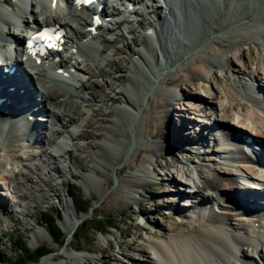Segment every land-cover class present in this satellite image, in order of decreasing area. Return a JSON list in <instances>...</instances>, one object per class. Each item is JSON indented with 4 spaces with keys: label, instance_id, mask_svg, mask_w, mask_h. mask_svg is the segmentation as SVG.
I'll use <instances>...</instances> for the list:
<instances>
[{
    "label": "rangeland",
    "instance_id": "1",
    "mask_svg": "<svg viewBox=\"0 0 264 264\" xmlns=\"http://www.w3.org/2000/svg\"><path fill=\"white\" fill-rule=\"evenodd\" d=\"M257 1L264 3V0ZM232 2H234V6L231 5L230 8L232 16L252 4L249 0H233ZM261 7H264V4L259 5L255 11L257 12ZM138 11L141 13L138 12L136 15L143 20L147 21L153 16L149 10L139 8ZM220 11H222L221 8L216 6L212 11L207 12L209 15L202 13L198 23H206L207 26L210 23L209 18L218 19ZM252 15L250 17H255V13ZM182 16L185 26L189 15L183 14ZM129 17L135 16L129 14ZM192 21L194 19L189 21V25L194 28L192 23L195 22ZM242 21L234 23L240 25ZM74 24L78 26V24ZM179 24L181 25L180 22ZM111 26L113 29H117V25L112 24ZM124 29L125 36H117L116 32L111 31L108 33L109 39L106 42L96 43L95 47L98 52L94 57L78 56L83 81L77 80L74 83L75 87L71 90V95L58 96L50 102L51 108L58 114H64L63 118L65 119H57L56 116H53L50 121H47L51 140L43 143L44 151L42 153L33 151L35 156L30 157L34 159L26 160L23 153L27 151L29 153L26 154H30L31 150L26 148L27 146L25 149L14 146L15 158L13 159L5 150L0 149V264H15L16 257L20 254L22 247L31 251L40 246H45L49 253L42 256L37 263L28 264H49L45 261L51 253H56L55 262L57 264H63L62 259L66 264H136V261L140 262L139 264H144L145 255L154 257L150 249V242L161 241L157 233H162L165 237L168 233L187 228L191 221L188 214L190 212L187 213L188 210L185 212L186 207L182 206L181 201L180 206L177 205L178 203L173 206V203L169 201L174 200L172 193H174L175 186L179 185V180L181 178L186 180L180 169L188 170V165H185L182 159L177 161V158L189 156L196 158L197 156V159L208 162L210 167H215L218 171L222 170L227 173L231 170L233 176V173H237L240 163L237 167H233L217 161L220 160L219 147H216L215 144L202 146L201 150L204 149V151L201 154L194 153L192 150L195 145H190L191 147L185 150L183 146L187 144L186 142L182 143L183 146L176 145L175 142H166L162 134L171 135V132L178 136L183 134L187 140L193 142V136L189 135H191V131L195 132L196 130L191 127L198 124L197 119L201 123V120L205 118L197 111V102L206 99L213 101L216 108L213 111H218L219 113H217L224 118V122H227L226 116H229V111H226L228 104L223 93V86L229 87L230 81L237 82L241 78L246 81L244 85L249 87L248 79L255 74L260 75V78L263 76L261 80L264 83V75H261L264 65V47L262 41L256 44V40L240 46L239 51L229 52V64L224 68L214 69L216 75H210L214 93L210 92V83H203L200 80L184 82L185 91L189 95H195L197 102L186 95L172 103L169 110L170 123L157 128L156 141L164 145L171 143L172 149L166 151L163 145L164 149L154 148L153 153L150 154V164H146L147 167L153 166L159 171L153 179L150 177V179L142 181L145 175L126 165L131 161L135 142L125 151L119 149L114 143L109 144L113 150L109 148L104 150L106 158L115 160L121 157V165L107 166L95 157V153L88 147V144L100 142V138L107 135L106 129L111 127L112 119L116 118L114 114L116 104L107 100L116 97L117 93L125 91L128 80L135 76V67L140 66L145 69L144 65L138 63L133 55V52L141 51L144 43H147L140 35L143 32L142 27H139L138 23H132L124 26ZM203 29L204 27H199L198 30L196 28V37L205 33ZM179 30L175 27L170 33L172 37L176 36V31L179 32ZM114 36L116 38L111 39ZM164 37L166 36L164 35ZM183 37L186 43L182 42V47L189 43L187 39L192 35L186 33ZM168 38H170L169 34ZM168 38H164V43H162L164 47L158 45L156 48L158 53L156 63L152 53H149L147 58L150 59L149 63L152 67H156L160 61L163 63L165 61L173 62V59L171 61L164 58L167 52L173 57L174 53L181 51L179 49L181 45H178L175 50L167 48L166 42L172 43L174 40V38L166 40ZM178 38L180 42V37ZM173 43L179 44L177 41H173ZM168 47L170 46L168 45ZM161 51H164V56H160ZM146 52L145 49L143 53ZM120 77H125L127 81H121ZM260 78L258 76V80ZM215 93L216 98H213ZM206 114H210V112H206ZM182 116L190 123L184 122ZM70 117L76 120L73 123L75 125L68 121ZM231 120L234 121H230L232 124H240V129L245 130L242 122H236L232 116ZM53 129H56V132ZM68 131L75 133L76 138L65 140L64 149L60 150L56 145L58 142L61 143V136H67ZM245 132L253 133L249 129H246ZM86 133L91 135L87 136ZM201 134H198L197 138H202ZM55 153L57 154L55 155ZM155 157L157 163L154 162ZM119 166H123L121 173L116 172ZM169 172L174 174L178 182L171 179H160L163 174ZM136 177L142 184L135 189L134 196L128 198L121 181ZM106 179H109L110 183H107ZM182 184V189H187L188 186L183 181ZM71 194L88 203L86 211L76 208ZM42 213L56 215L57 222L64 233L63 241L60 244L53 242L44 228L40 217ZM74 215L81 216V220L78 226L69 232L65 229V225L73 219ZM108 222H112L115 227L107 228L105 233L96 231V228L104 230V224ZM76 237L79 238L75 239ZM68 238L70 239L69 246L66 245ZM79 253L92 258L81 259L77 256Z\"/></svg>",
    "mask_w": 264,
    "mask_h": 264
},
{
    "label": "bare ground",
    "instance_id": "2",
    "mask_svg": "<svg viewBox=\"0 0 264 264\" xmlns=\"http://www.w3.org/2000/svg\"><path fill=\"white\" fill-rule=\"evenodd\" d=\"M17 1L18 4L16 6L21 8L24 0ZM32 1L33 0H31V2ZM139 1L142 0H138L137 3H139ZM183 1H186L187 5L185 6V8H183L184 10H181V12L182 14L189 15L185 26L183 25V22H181V20L175 18L174 11L172 9H169L171 4H174L175 6L180 5L181 1L178 0H165L164 8L159 6L156 1L153 0L155 4L153 6V11L151 12L152 14H156L158 17V26H156V28L149 20H137L139 27L141 26L142 30L148 31L149 33L147 35L140 34L141 36H143V39L146 40L147 43H144L145 47L143 45L141 51L138 50L137 52H133L135 59H137L136 61L140 64L142 63L144 65L142 66L145 69L141 68L140 66L135 67V76L133 78L130 77V79L128 80V86L125 91H121L116 94V97H112L107 100L108 102L110 101L111 103L116 104V108L114 109L116 118L112 119L111 127L106 129L107 135L102 136V138H100V142H98L97 144H88V147L95 153V157L99 158L102 163L106 164L107 166H114L115 164L121 165L120 162L122 159L121 157H118L115 160H111L105 157L104 150L106 148L113 150V147L109 144L114 143L115 146H117L119 149L125 151L126 148H128L132 145L133 142H135L136 145L134 146V150L131 155V161L126 165L131 169H135V171L137 172L140 171V173H143L145 177L142 178V181L148 178L150 179V177L151 179H153L154 175L156 176L159 172L153 166L147 167L146 164H150L149 156L153 153L154 148L164 149V144H159V142L156 141V137L158 135L157 128L162 125H168L170 123L169 110L172 103L180 100L186 95L187 97H190L192 100H195L197 102L195 95H189L185 91L183 86L184 82L189 80H200L203 83H210V75H216L214 69H221L229 64V52L239 51L240 46L250 41L254 42V40H260V42L262 41L264 44V7L259 8L257 12L255 11L259 5H262L264 3H260L257 0H249V2H252L251 6L245 7L239 12L237 10L238 13L232 16L230 15V8L231 5L232 7L234 6V2H232L233 0H222V3L220 4H218L216 0ZM26 2H28V0H26L25 3ZM42 2L43 3L40 7L41 14H37L35 12L36 6L31 5L30 14L28 16L30 18H33V23H39L40 20L38 21V16H43L47 24L58 23L61 25H67L79 40V45H75L79 49V51L88 57H94L95 53L98 52V49L95 47L96 42L99 41V43H103L106 42L107 39L99 35L95 36L93 31L89 33L88 27L90 26V24L86 23V21L82 17L76 18V13H83L84 11L88 10L72 9L71 12L73 15L70 13L60 15L58 14L59 8L52 6L51 0H42ZM216 6L218 8H221L222 10L218 13V19L215 20L213 17H208L210 23H208L207 26L206 23L199 24L198 21L200 15L202 13L209 15L207 12L212 11V9H214ZM237 6L239 7V5ZM114 10H116L117 13L121 12H118V8H114ZM254 13L255 17H250ZM166 14H168L169 17L165 16ZM109 15L112 14H106L105 16ZM172 18L174 19L173 23H171ZM70 19L72 21H75L78 26L69 24L68 22L70 21ZM193 19L194 21L192 22H195L192 23L194 28H191L189 25V21ZM240 20H243L240 25L234 23L239 22ZM179 22L181 23V25L179 24ZM175 27L179 29L182 28L185 33H190L192 35L191 38L187 39L189 43L184 47H182V42H186L180 40V43L178 41V37L181 36L177 37V35H174L172 37V35L170 34ZM199 27H204L203 30H205V33L196 37L195 34H197L196 31L199 29ZM103 29L109 30L108 27H103ZM12 30L17 31L18 29L14 27L12 28ZM168 34L170 35V38H168ZM122 35L123 34H121V36ZM164 35L166 37H164ZM19 37L21 38L23 36ZM164 38H168L166 40L174 38L173 41H177L179 43L176 44L173 43V41L172 43L170 41L166 42L167 48H170L168 47V45L171 46L173 44L174 46H172L171 48L175 50L176 46L181 45V47H179L181 51L174 53L173 57H171V54H169V52H167L166 56H164V51H161V56H164V58L171 61L173 59L176 62L174 63V61H165L163 63L160 61L159 64H156V67H152L149 63L150 59L148 60L147 57L149 53H152L155 63L157 62V44L159 45V47H164L162 45V43H164ZM67 44H69V40ZM145 49L147 51L145 53L147 56L143 53ZM66 60L67 59L61 57L60 64L52 66L50 71L44 70L39 65L32 66L34 72L33 75L30 76V80L33 86L38 85V82H41L43 78L46 79V77L48 76V72H51L53 77H55V80L62 85L67 84L68 86H72V83H66L63 81L64 78L61 79V77L63 76L62 73L55 72L56 70L61 68H64V71H67L68 68L74 67L73 70L75 71L74 73L77 75V77L79 76V73L82 74L79 64L75 59L72 60V57L69 58V67L65 66V64H67ZM3 61L4 58H1L0 63H2ZM5 66H2V69H4ZM167 66H169L170 68H168ZM171 75L173 76L169 77ZM120 78L121 81H127L125 77ZM240 80H237V82L230 81L229 87L223 86L222 88L224 89L223 93L228 104V110L226 111H229L228 114L231 115L236 120V122H242L245 130H252L253 133L251 135H258L259 137H261V139H264V118L262 117L260 111L257 110V108H254L252 111H249L248 109L245 110V113H248L249 117L252 118L251 120L254 124H250L249 121L245 122L246 118H241L242 113H240V109H243L244 107L242 101L251 100L254 101V104H256L254 95L257 94H253V88H249L244 85L246 81L242 80L241 78ZM257 81L258 76L255 77V82ZM209 85V87H211L210 92L212 93L214 91L212 89L214 88L211 83ZM8 86L3 85L0 88V96H7V98H10L11 100H15V97H10L13 93L7 91L6 88ZM258 86H260L259 82ZM38 91L40 92L41 96V102L39 103L41 105L40 109H43L46 113V115H44L43 119L41 120L45 119L47 122L48 120L50 121L53 116H56L57 119H65L63 118L64 114H58L51 108L50 102L58 96L70 95V92L60 88L55 89L53 88V86H49L43 81ZM26 95L30 99V96L27 93ZM213 98H216V93ZM196 107L197 111L201 113L203 117H205L204 119L206 121H209L210 119L209 114H206V109H216L213 101L208 99L198 101ZM256 107H258L257 104ZM214 113L216 124L220 126H230L229 124H226L227 122H224V118L221 117L216 111ZM17 115H15L13 118H17ZM182 118L183 120H185L184 116H182ZM36 120L40 121L39 119ZM68 121H70L71 124L76 122L73 117H70ZM184 122H189V120L187 119ZM197 122L198 124H196L195 127H191L193 130H197L198 126L201 125L199 119H197ZM8 124V120L1 121L0 123V140L4 138V140L0 142V149L5 150L13 159L15 158V154L13 152L14 146H17L21 149L22 147L25 149V147L27 146L26 148L30 149L31 153L26 154L29 152L24 150L25 152L23 154L25 155L26 160H32L34 158L30 156H35V154L33 153V148L35 147L34 142L39 143L42 142L43 139H46V142H48V140H51L49 137V132L48 130H46L45 126L42 128L44 135L42 136V131L39 133L40 135L33 134V136H31V139L33 140L31 141L32 144H27L26 141H21L20 139H18V136L16 134L17 129H12L11 127L9 128ZM245 130L243 131L245 132ZM54 131L56 132V129ZM207 132L208 131H191V135L187 133V135L193 136V142L187 140V137L183 134L182 136H178L176 134H173V132H171V135L162 134V136L164 135L163 138L166 142H175L176 145L180 146H183L182 143L186 142L187 144L183 146V149L185 150H188V147H191L190 145H195L193 148L194 150L197 147H199L200 149L202 145H204L203 142L206 140ZM244 132L240 133L243 134ZM200 133H202L201 137L204 139L197 138V135ZM66 134L67 136H61V143L59 144L58 142V145H56L60 150L64 149L63 146L64 144H66L65 140L76 138V134L73 132L68 131ZM85 135L90 136L91 134L86 133ZM224 136L226 137L227 134H224ZM170 144L171 143H167L164 145L166 151H171L172 147L170 146ZM222 145L224 146V148L228 147L227 144ZM11 146L13 147L11 148ZM247 146L248 143L245 142L244 148H246ZM218 150L220 154H224L222 152V148ZM39 151L42 153L44 149L41 148ZM232 152L236 153V150H232ZM242 153L245 154V151L243 150ZM246 153H248V149ZM56 154L57 153H55V155ZM173 156L176 157V155ZM180 159L182 158H177V161ZM236 161L237 160H233V162ZM239 161L243 163L242 165L239 164L240 173L245 172V175L248 177V179L255 181V183L263 179L262 174L250 166L252 161L247 155H244L243 159ZM154 162L157 163L156 157L154 158ZM203 166L204 167H199L197 164H195L196 179H192L191 176L193 174L190 173V170L182 171L180 169V172L184 174L183 176H185L186 180H184L183 178L179 180V185L175 186L176 188L174 189V193H172V197L174 200L171 199L169 201L170 203H173V206H176L177 203V205L180 206V202H177V200L181 194L180 191L183 185L182 181L184 180L186 182H190L191 184L194 183V187L197 188V194L195 198L205 199L207 202H210L213 205L217 204L219 208L225 211L226 215L224 216V218L216 215L212 210V207H210L211 210L209 211H205V209L198 207L194 208L192 212H200L194 214V218H189L191 219V221L187 228L174 233H168L165 237H163L162 233H157V236L161 238V241L150 242V249L154 255V259L149 255H145L144 259H146V261L144 262V264H234L236 261L235 254L238 250L241 251L242 259L247 262H252L254 261L253 254H255V252L252 249L251 252L248 251L252 246V241L254 246L261 245L262 249L259 250V255L262 257V259H264V244L262 245L261 243H259L261 242L260 239L262 237L258 232L259 228H262L263 232L261 233H264V219H262L261 217L254 218V216H256V214L261 209L255 207L247 208V212L251 215L250 217L253 218H246L247 216H244V208L240 206H233L228 198L230 195L228 187L233 188L238 184L235 176L231 174V170L227 173L226 171L222 170L218 171L217 168L210 167L208 162H204ZM82 168L84 167L82 166ZM122 170L123 166H119L116 172L121 173ZM160 179H171L174 182H178L176 181V177H174V174L171 172H169L168 174H163V177H160ZM106 180L107 183H110L109 179ZM121 184L125 189V194L128 198H130V196H134V193H136L135 189L138 188L142 184V182L136 177L126 179L123 182L121 181ZM213 192L214 194L217 193L219 196H221L222 199H218L217 197L213 196ZM238 195H242L247 198L257 197V195H250L246 192L238 193ZM262 195H264V193H262ZM65 203L67 204V202ZM188 204L189 203L187 201L185 202L184 206ZM187 210L191 211L190 209L186 208L185 212ZM202 214L203 217L201 216ZM80 220L81 216L74 215L73 219L69 220L68 224L65 225V229L69 232L72 231L76 226H78ZM224 223L226 224V228L224 227ZM232 242L234 243V245H232ZM66 245H70L69 238L66 241ZM244 246H246V248H244ZM255 249L257 248L255 247ZM77 256L81 259H85L88 257V255L81 253L77 254ZM55 257L56 253H51L46 257L45 262H48L49 264H57L55 262ZM88 258L92 257L89 256ZM62 261L63 264H66L64 262V259H62ZM139 263L140 262L136 261V264Z\"/></svg>",
    "mask_w": 264,
    "mask_h": 264
},
{
    "label": "trees",
    "instance_id": "3",
    "mask_svg": "<svg viewBox=\"0 0 264 264\" xmlns=\"http://www.w3.org/2000/svg\"><path fill=\"white\" fill-rule=\"evenodd\" d=\"M72 195V194H71ZM73 201L76 205V208L80 211H86L88 208V203L84 202L80 197L75 198L73 197ZM59 214L57 213V216ZM42 223L44 225V228L46 229L47 233L51 236L53 242L60 244L63 241L64 233L62 232V229L60 228L57 218L55 214L51 213H42L40 214ZM109 227H115V225L112 222H108L104 224V230L100 228H96L97 232L105 233L106 229ZM79 237H76L75 239H78ZM49 253V250L46 249L45 246H40L35 250H27L26 247H22L20 254L16 257L15 264H28V263H37L39 259L47 255Z\"/></svg>",
    "mask_w": 264,
    "mask_h": 264
},
{
    "label": "snow or ice",
    "instance_id": "4",
    "mask_svg": "<svg viewBox=\"0 0 264 264\" xmlns=\"http://www.w3.org/2000/svg\"><path fill=\"white\" fill-rule=\"evenodd\" d=\"M47 35H48V31L46 30L45 32L39 33L35 38L36 39H42Z\"/></svg>",
    "mask_w": 264,
    "mask_h": 264
}]
</instances>
